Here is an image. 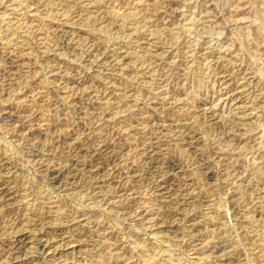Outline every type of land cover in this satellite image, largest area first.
I'll use <instances>...</instances> for the list:
<instances>
[{
    "label": "rangeland",
    "instance_id": "obj_1",
    "mask_svg": "<svg viewBox=\"0 0 264 264\" xmlns=\"http://www.w3.org/2000/svg\"><path fill=\"white\" fill-rule=\"evenodd\" d=\"M263 100L264 0H0V264H264Z\"/></svg>",
    "mask_w": 264,
    "mask_h": 264
},
{
    "label": "bare ground",
    "instance_id": "obj_2",
    "mask_svg": "<svg viewBox=\"0 0 264 264\" xmlns=\"http://www.w3.org/2000/svg\"><path fill=\"white\" fill-rule=\"evenodd\" d=\"M235 1V0H234ZM242 1V0H241ZM237 3H239V2H237ZM236 4V3H235ZM241 9V8H240ZM207 11V10H206ZM230 11H231V9H230ZM208 12V11H207ZM234 12H235V10H234ZM236 13V12H235ZM233 14V13H232ZM203 16V15H202ZM233 16V15H232ZM118 17V16H117ZM159 18V17H158ZM125 19V18H124ZM156 19V18H155ZM166 19V18H165ZM203 19V18H202ZM150 20V19H149ZM133 21V20H132ZM135 21V20H134ZM167 21V20H166ZM142 22V21H141ZM144 22H145V18H144ZM159 22V21H158ZM153 24V23H152ZM130 25H132V24H130ZM137 25V24H136ZM151 25V24H150ZM157 26V25H156ZM157 29V28H156ZM167 29V28H166ZM137 31V30H136ZM139 32V31H138ZM142 33V32H141ZM159 36V35H158ZM144 38V37H143ZM138 40V39H137ZM258 40V39H257ZM162 41V40H161ZM164 45V44H163ZM257 47V46H256ZM261 48V47H260ZM188 51V50H187ZM212 51V50H211ZM216 51V50H215ZM257 51V50H256ZM194 52H195V50H194ZM204 52V51H203ZM203 52H202V54H203ZM217 52V51H216ZM187 53V52H186ZM190 53V52H189ZM209 53V52H208ZM212 53V52H211ZM10 54V53H9ZM205 56V55H204ZM217 56V55H216ZM205 59H207V58H205ZM184 60V59H183ZM218 65V64H217ZM172 67V66H171ZM214 67H216V66H214ZM169 68V67H168ZM211 68V67H210ZM221 70V69H220ZM229 71V70H228ZM216 72H217V70H216ZM253 72V71H252ZM215 73V72H214ZM226 75V74H225ZM246 78V77H245ZM226 79V78H225ZM250 83V82H249ZM254 86V85H253ZM255 86H257V85H255ZM144 90V89H143ZM147 91V90H146ZM156 91V90H155ZM258 91V90H257ZM263 91V90H262ZM143 92V91H142ZM257 93V92H256ZM158 96V95H157ZM261 98V97H260ZM82 99V98H81ZM255 99V98H254ZM263 99V98H262ZM151 101V100H150ZM264 101V100H263ZM260 103V102H259ZM149 104V103H148ZM189 104V103H188ZM262 105H263V103H262ZM158 107V106H157ZM168 107V106H167ZM190 107H192V106H190ZM257 107V106H256ZM105 108V107H104ZM166 108V107H165ZM177 108V107H176ZM98 109V108H97ZM96 109V110H97ZM100 109V108H99ZM156 109V108H155ZM164 109V108H163ZM187 109V108H186ZM104 110V109H103ZM177 113V112H176ZM103 114V113H102ZM178 114V113H177ZM198 116V115H197ZM145 117V116H144ZM143 117V118H144ZM154 119V118H153ZM174 119V118H173ZM13 121V120H12ZM153 121V120H152ZM19 122H21V121H19ZM56 122V121H55ZM169 122H170V120H169ZM184 122V121H183ZM16 123H18V121H16ZM151 124V123H150ZM193 124V123H192ZM16 125V124H15ZM24 126V125H23ZM33 127V126H32ZM156 127V126H155ZM34 128V127H33ZM183 128V127H182ZM191 129V128H190ZM21 130V129H20ZM194 130V129H193ZM200 130V129H199ZM35 131V130H34ZM54 131V130H53ZM64 135V134H63ZM192 135V134H191ZM193 137V136H192ZM58 138H60V137H58ZM103 143V142H102ZM34 144V143H33ZM37 144V143H36ZM99 146V145H98ZM70 147V146H69ZM97 147V146H96ZM70 149V148H69ZM85 149V148H84ZM67 150V149H66ZM80 150V149H79ZM104 151V150H103ZM102 152V151H101ZM98 158V157H97ZM229 158V157H228ZM99 161V160H98ZM168 161V160H167ZM181 162V161H180ZM202 163V162H201ZM238 163V162H237ZM240 163V162H239ZM263 163V162H262ZM261 163V164H262ZM7 164V163H6ZM179 165V164H178ZM49 166V165H48ZM105 166V165H104ZM177 166V165H176ZM209 166V165H208ZM6 167V166H5ZM59 167V166H58ZM100 167V166H99ZM5 169V168H4ZM101 169V168H100ZM53 170V169H52ZM98 171V170H97ZM100 171V170H99ZM105 171V170H104ZM251 171V170H250ZM2 173V172H1ZM100 173V172H99ZM58 174V173H57ZM68 174V173H67ZM103 175V174H102ZM101 175V176H102ZM252 176V175H251ZM62 178V177H61ZM255 178V177H254ZM258 178V177H257ZM16 179V178H15ZM66 179V178H65ZM6 181V180H5ZM15 181V180H14ZM19 182V181H18ZM261 183V182H260ZM163 185V184H162ZM125 190V189H124ZM28 191V190H27ZM125 192H127V191H125ZM128 193V192H127ZM131 193V192H130ZM130 196H132V195H130ZM136 203V202H135ZM44 204V203H43ZM41 209H42V206L40 207ZM133 208V207H132ZM40 209V210H41ZM131 209V208H130ZM39 210V211H40ZM39 213V212H38ZM37 214V213H36ZM32 222V221H31ZM24 223V222H23ZM34 223V222H33ZM255 231V230H254ZM256 239V238H255ZM214 246V245H213ZM220 247V246H219ZM196 248V247H195ZM41 249H43V248H41ZM205 249V248H204ZM217 250V249H216ZM215 250V251H216ZM224 250V249H223ZM253 250V249H252ZM51 251V250H50ZM56 251V250H55ZM219 251V250H218ZM209 252V251H208ZM152 253V252H151ZM221 253V252H220ZM46 254V253H45ZM217 254V253H216ZM47 255V254H46ZM45 255V256H46ZM222 256V255H221ZM151 257V256H150ZM216 257V256H215ZM215 259V258H214ZM223 259V258H222ZM107 263V262H106ZM104 264V263H103ZM117 264V263H116Z\"/></svg>",
    "mask_w": 264,
    "mask_h": 264
}]
</instances>
